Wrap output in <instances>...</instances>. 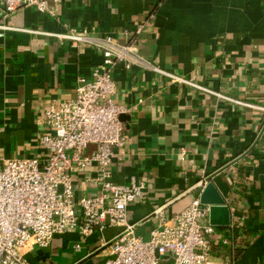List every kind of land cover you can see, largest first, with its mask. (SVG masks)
<instances>
[{"label": "crops", "instance_id": "obj_1", "mask_svg": "<svg viewBox=\"0 0 264 264\" xmlns=\"http://www.w3.org/2000/svg\"><path fill=\"white\" fill-rule=\"evenodd\" d=\"M49 3L56 18L24 8L0 19L8 27L0 30V166L44 157L38 144L44 111L74 99L77 77H87L101 61L95 48L27 30L60 34L68 25L87 30L95 41L110 36L125 43L131 37L148 64L253 107L218 99L148 67H116L114 101L125 111L119 119L128 140L114 151L111 181L143 185L142 199L128 206L129 224L146 237L161 219L199 199L201 182L213 176L230 223L213 227L207 237L210 257L264 264V0ZM140 25L143 31L133 35ZM97 177L94 167L73 174L74 200L96 195ZM121 231L54 235L48 248L34 247L25 258L29 264H103L104 250L97 251ZM75 244L81 245L78 251Z\"/></svg>", "mask_w": 264, "mask_h": 264}, {"label": "built area", "instance_id": "obj_2", "mask_svg": "<svg viewBox=\"0 0 264 264\" xmlns=\"http://www.w3.org/2000/svg\"><path fill=\"white\" fill-rule=\"evenodd\" d=\"M24 8L56 18L49 0H0V19ZM7 29L0 25V30ZM64 29L60 34L27 32L55 37L76 47L95 48L101 61L87 77H77L74 99L51 103L44 111L40 124L45 131L38 138L44 157L9 160L0 166V264H29L25 255L34 247L48 248L54 235L75 232L86 238L95 229L106 228L122 231L105 248L103 264H236L210 257L207 237L214 228L208 222L209 206L200 204L199 199H193L172 218L161 219L146 237L135 234L127 209L142 199L143 185L111 181L114 151L128 140L119 119L125 111L114 101L116 85L112 75L118 66L125 70L148 67L226 102L253 106L148 64L131 37L125 43L110 36L95 41L88 37L87 30L68 25ZM143 29L138 26L133 35ZM90 146L92 150H88ZM92 167L98 174L99 192L74 200L72 175ZM80 247L73 246L77 251Z\"/></svg>", "mask_w": 264, "mask_h": 264}, {"label": "water", "instance_id": "obj_3", "mask_svg": "<svg viewBox=\"0 0 264 264\" xmlns=\"http://www.w3.org/2000/svg\"><path fill=\"white\" fill-rule=\"evenodd\" d=\"M212 177L213 176L208 177L205 181L201 182V186H203V188L199 195V202L202 205L209 206L208 222L211 226L226 227L230 223V211L228 207L225 205L224 199L221 197V195L219 194V192L211 182ZM151 217L146 218L144 221H142V223L148 221L149 219H151ZM137 227L138 226L133 227V230H135ZM112 242L113 241H110L109 243L101 247V249H99L97 253L105 250V248L108 247Z\"/></svg>", "mask_w": 264, "mask_h": 264}]
</instances>
